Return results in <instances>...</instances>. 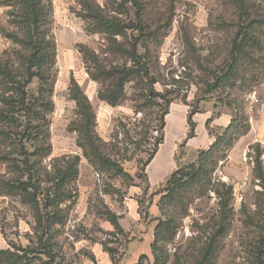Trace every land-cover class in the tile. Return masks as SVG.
I'll list each match as a JSON object with an SVG mask.
<instances>
[{
	"label": "rangeland",
	"instance_id": "obj_1",
	"mask_svg": "<svg viewBox=\"0 0 264 264\" xmlns=\"http://www.w3.org/2000/svg\"><path fill=\"white\" fill-rule=\"evenodd\" d=\"M16 3L18 0H0V55L4 58L18 49L14 37L19 32L20 6ZM42 3L50 16L48 30L56 46L52 69L55 109L50 115L53 152L45 164L51 170L54 158L81 156L76 200L67 204L68 220L65 226L58 227V257L54 264H135L142 254L153 261L151 243L157 218L161 216L157 204L162 183L145 190L141 174H147L149 165L152 175L148 179L159 178L170 167L168 153L173 150L176 167L179 156L182 162L194 160L198 152L207 147L203 141L207 139L206 132H213L216 138V133L223 130V127L216 128L211 120L203 129L209 110L213 117L227 109L233 113L240 108L250 123V101L253 100V110L264 103V24L254 23L245 45L255 60L251 64L259 71L257 78L251 80L249 59L234 48L239 26L234 0H143L142 23L148 36L140 40L139 52L150 66L149 78L129 82L119 105H109L99 98L90 101L96 113L97 133L127 175L112 176L92 167L77 145L78 134L68 130V125L77 118L69 86L73 77L85 93L97 91L98 97L100 84L90 77L78 45L85 44L107 61H124L120 54L112 51L108 38L126 42L127 36L132 40L135 32L129 30L116 35L93 11H98L105 19L116 17L123 23L134 21V6L124 4L123 0H42ZM247 11L252 19H264V0H249ZM237 41H241V37ZM231 50L237 54L239 73L232 84L216 87L218 76L227 69L225 64ZM244 76L249 78L245 86L242 84ZM149 82L153 83L151 91ZM180 109L187 131L188 116L193 112L194 136L182 135L170 122L160 152L164 155L155 159L159 146L146 164L160 137L159 116L164 117L165 138L168 115L176 110L180 113ZM200 128L204 134H197ZM248 132L228 147L226 158L220 161L214 174L216 180L233 185L234 191L230 226L217 239L209 264H252L251 249L258 237L257 224L262 210L258 205L261 185L253 172V146L259 144L264 152V144L251 143L239 155L235 147L240 140L248 139ZM262 159L264 163V153ZM4 169L0 165V171ZM226 171L241 174L230 177ZM219 201L215 191L194 201L170 247L169 264L198 263L200 252L208 245L220 220ZM105 209L118 215L123 232H117L107 220ZM35 225L32 212L19 199L0 195L1 249L13 245L34 246L37 243ZM40 256L46 259L45 255Z\"/></svg>",
	"mask_w": 264,
	"mask_h": 264
},
{
	"label": "trees",
	"instance_id": "obj_2",
	"mask_svg": "<svg viewBox=\"0 0 264 264\" xmlns=\"http://www.w3.org/2000/svg\"><path fill=\"white\" fill-rule=\"evenodd\" d=\"M123 2L134 6V21L130 19L122 23L116 17L105 19L98 11L93 12L116 35L126 34L129 30L135 32L132 40H128L127 36L126 42L116 37L108 38L112 51L120 54L124 61H107L85 44L78 45V50L88 64L90 77L100 84L98 98L112 106L122 103L129 82L149 78L150 73L149 64L143 61L144 54L139 52L140 40L148 36L142 23L143 0ZM234 2L239 19L234 48L249 59L248 76L255 80L259 71L251 64L255 60L245 45L250 39L249 32L254 23L264 24V19L258 21L249 16V0ZM17 5L20 6L17 12L19 32L14 38L18 49L6 58L0 55V165L5 167L3 172L0 171V195L17 198L29 208L36 222L37 243L34 246L13 245L10 248H0V264H54L58 257V227L65 226L69 215L67 204L76 200L81 156L75 154L54 158L51 170L45 164L53 152L50 115L55 109L52 69L56 60V46L48 30L50 16L42 0H18ZM240 37L241 41H237ZM236 62L237 54L231 50L225 64L227 69L222 70L223 73L218 76L214 86L232 84L234 76L239 73ZM249 78H242L244 86ZM152 84L149 82V89ZM69 94L76 103L77 118L68 125V130L78 134L77 145L88 162L95 170L112 176H127L123 167L111 157L106 143L97 133L94 108L73 77L70 79ZM192 114L193 112L188 116V137L195 134ZM158 119L160 137L157 138L146 164L153 158L164 139V117L161 115ZM249 128L247 116L242 115L240 108H237L233 110L229 125L216 133L213 143L208 148L201 149L194 160L182 162L180 156L177 157V167L161 184L159 192L161 197L157 206L161 216L157 218L151 243L153 261L142 254L135 264H169L170 247L183 225V220L189 215L192 204L196 199L215 191L220 198V220L208 245L200 252L197 264L211 263L217 239L230 226V205L234 191L233 185L216 180L214 174L220 161L226 158L228 147L236 138L246 134ZM253 148V172L261 185L258 205L262 210L257 224L258 237L251 249V263L264 264V152L259 144H255ZM141 176L145 182V190L149 189L147 174L142 173ZM104 214L117 232H123L116 213L105 209ZM40 255H45L46 259H42Z\"/></svg>",
	"mask_w": 264,
	"mask_h": 264
},
{
	"label": "crops",
	"instance_id": "obj_3",
	"mask_svg": "<svg viewBox=\"0 0 264 264\" xmlns=\"http://www.w3.org/2000/svg\"><path fill=\"white\" fill-rule=\"evenodd\" d=\"M86 94L88 95L90 101H94L96 98H98L97 97V91L92 92V94H88L86 92ZM252 102H253V100L250 101V103L252 104V107L249 108V112H251V114H250V118H249L250 119V130L247 134L248 139L247 140H244V139L240 140V142L235 147L238 150L239 155L242 152V150H244L245 147L251 143L260 142V143L264 144V103L257 105L255 107V110H253V103ZM231 119H232V113L229 109L222 111L217 115L215 114L213 117H212V111L209 110V111H207V115L204 118V122H203L202 127L204 129V124L206 122L209 123V120H211L214 124H216V128H222V127L224 128V127L229 125ZM170 122H172V124L174 126H176V129H177L176 131L179 130L181 133H183L182 135L185 134L184 136H186L188 133L186 126H185V123H184L185 120H184L183 111H181V109H180V113H178V110H176L172 113L170 112V114L168 115V117L166 119V129H165L164 142L162 144H160V150L157 152L155 159L157 157L160 158L159 156L164 155L163 152L160 155V152H161L163 145L165 143L166 133L169 129ZM203 129L202 128L198 129L197 134H199V133L204 134ZM206 138L207 139H203V141H205V145L207 146L206 148H208L213 143V141L215 139L213 132H212V134H209L206 132ZM191 139H194V137ZM173 143H175V140L173 141ZM174 146H175V144L172 145L173 149H174ZM166 157L167 156H165V158ZM168 157H169V161L171 162L170 167L167 168L165 173H163L159 178H157L155 180L148 179L150 187L154 188L156 186H159L161 183H163L165 181L164 178L166 177V175L168 173H171L176 168V162L174 161V158H175L174 150L171 151V153L170 152L168 153ZM146 173H147V177L152 175V173L149 169V165H147V172ZM238 174H241V172H237V174H236L233 171H226V175H228L230 177H231V175L237 176Z\"/></svg>",
	"mask_w": 264,
	"mask_h": 264
}]
</instances>
